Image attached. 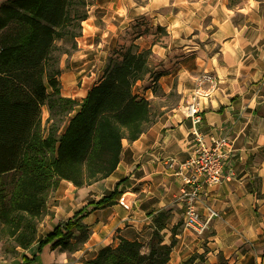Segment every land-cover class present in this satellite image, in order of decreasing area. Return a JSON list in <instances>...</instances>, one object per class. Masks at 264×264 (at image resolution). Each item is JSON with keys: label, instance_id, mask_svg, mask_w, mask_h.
<instances>
[{"label": "crops", "instance_id": "0c3cea01", "mask_svg": "<svg viewBox=\"0 0 264 264\" xmlns=\"http://www.w3.org/2000/svg\"><path fill=\"white\" fill-rule=\"evenodd\" d=\"M144 16L167 33L163 42L149 33L135 38L139 51L151 49L157 58L149 63L156 80L147 75L133 86L134 94L151 101L153 121L137 139L123 138L119 163L107 177L83 186L61 179L49 193L35 242L18 248L14 257L0 255V264H20L24 257L31 264H83L123 238L147 243L153 214L161 209L173 213L166 242L182 222L167 264H183L194 254L202 256L193 264H264V0H94L76 48L59 56L61 95L82 102L103 77L111 50ZM204 70L218 75L219 86L212 98L199 99L202 121L194 124L185 105L194 75ZM156 82L153 91L150 84ZM80 109L76 105L71 117ZM195 130L207 142L212 135L233 139L225 167L229 179L205 187L198 202L203 219L207 206L218 212L202 234L183 226L185 187L167 164L188 157ZM126 191L134 193L130 207L121 202ZM113 193L112 204L94 208ZM79 211L88 229L81 248L61 250L49 242L38 250L57 225Z\"/></svg>", "mask_w": 264, "mask_h": 264}, {"label": "trees", "instance_id": "16d2710c", "mask_svg": "<svg viewBox=\"0 0 264 264\" xmlns=\"http://www.w3.org/2000/svg\"><path fill=\"white\" fill-rule=\"evenodd\" d=\"M93 1L6 0L0 5V240L5 258L35 242L49 193L61 179L83 186L107 177L119 163L123 138L137 139L153 121L151 101L133 93L137 80L153 76L152 50L139 51L136 44L137 49H113L103 77L82 102L61 95L60 43L70 41L76 48ZM78 104L80 111L71 117ZM7 179L13 181L10 191ZM115 197L105 196L93 206L112 204ZM83 218L79 211L57 225L38 250L49 242L61 250L81 248L88 238ZM172 218L171 209L158 210L147 243L123 238L83 264H167L182 224L171 228L166 242ZM32 262L24 257L20 264Z\"/></svg>", "mask_w": 264, "mask_h": 264}, {"label": "built area", "instance_id": "2783aa9c", "mask_svg": "<svg viewBox=\"0 0 264 264\" xmlns=\"http://www.w3.org/2000/svg\"><path fill=\"white\" fill-rule=\"evenodd\" d=\"M195 87L185 105L186 114L194 124L202 121L198 103L200 98H209L216 90L218 78L212 71L204 70L194 76ZM195 139L188 157L183 161L171 159L167 164L174 177L184 185L180 200L184 203L183 226L193 228L199 234L210 226L218 212L207 206V216L203 219L198 202L207 186L218 185L229 179L230 173H225L233 152V139L230 135L210 137L207 142L204 134L194 131Z\"/></svg>", "mask_w": 264, "mask_h": 264}, {"label": "rangeland", "instance_id": "374dc122", "mask_svg": "<svg viewBox=\"0 0 264 264\" xmlns=\"http://www.w3.org/2000/svg\"><path fill=\"white\" fill-rule=\"evenodd\" d=\"M157 27H159V26H156V28ZM139 33L147 34V35L149 33V34L153 35L152 37H153L154 40H158L160 42L165 41L166 40V36H167V33H166V31L164 29L163 30H155V26L151 25V20L149 19V17L148 16L147 17L144 16V17H140L139 19H137L135 21V24L133 26V29L130 32H127V33H125L123 35V37L121 38V41L117 44V46L115 48H119V49H121L123 51H126L128 48L134 49V46L136 44L135 43V38L138 36ZM60 44H61V46H60V49L61 50L62 49H63V51H70V50H72L70 41H65V42H62L61 41ZM136 45H137V48L139 50L140 49V46L138 44H136ZM137 48L135 46V49H137ZM112 51H113V49L111 50V52ZM111 52H110V54H111ZM59 53L60 52H57V54H59ZM61 54H62V52L60 53V55ZM150 61H152L153 63H155L157 61V58L154 57V56H151L150 57ZM164 67H165V69H167V68H169V65H166ZM199 72H197V73H199ZM196 74L194 76H196ZM147 75L148 74H146L145 77ZM216 76L218 78V84H217V87H216V89H217L218 86H219V77H218L217 74H216ZM152 79H155V78L152 77ZM150 86H152L153 91H155L156 90V86H157V82H156L155 85L150 84ZM48 88H49V90H51V87H48ZM213 94H214V92L212 93V96H213ZM212 96L209 97V98H207V99L212 98ZM175 98H176L175 95H172V97H170L171 100H175ZM153 113H154V111H153ZM72 114H73V112L70 113L69 115L71 116ZM43 115H49V110H48V108L46 106L43 109ZM5 186H6V189H8V191H10L12 189V187H13V181H10V179H7L6 182H5ZM3 250L4 249H3V244H2V246L0 248V255H2V256L4 255L5 256V253L6 252H4ZM6 256L9 257L10 256V253L8 255H6Z\"/></svg>", "mask_w": 264, "mask_h": 264}, {"label": "water", "instance_id": "95a60500", "mask_svg": "<svg viewBox=\"0 0 264 264\" xmlns=\"http://www.w3.org/2000/svg\"><path fill=\"white\" fill-rule=\"evenodd\" d=\"M133 198H134V193L132 191H126L123 193L121 197V202L126 207H130Z\"/></svg>", "mask_w": 264, "mask_h": 264}]
</instances>
